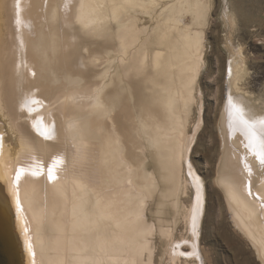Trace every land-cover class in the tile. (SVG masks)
<instances>
[{"label": "bare ground", "instance_id": "6f19581e", "mask_svg": "<svg viewBox=\"0 0 264 264\" xmlns=\"http://www.w3.org/2000/svg\"><path fill=\"white\" fill-rule=\"evenodd\" d=\"M104 1H14L15 6L20 8V21L25 23V28L20 27V44L26 53L24 57L26 63L24 66L23 59L21 62L17 59L12 71L17 77V88L21 87L20 90L27 92L28 101L25 109L31 116L29 125L35 133L31 131L34 140L30 141V147L39 157L43 174H41L42 177L35 179V183L30 188L20 182L21 174L14 184L16 172L13 170L10 154L4 149L0 131V230L4 234L10 262L13 261L11 264H21L22 250L20 247L25 253L23 258L29 257L31 264H144L145 251L147 252L150 246H148V235L146 237L150 227L144 221V200L132 201L131 191L141 192L149 198L159 194L162 198L159 204V214L163 213L166 202L172 201L176 205L180 190L182 152L179 136L182 116L181 111L178 110L177 98L181 89L176 88L180 86L182 93L186 92L189 94L188 98H192L191 94L195 90L194 79L199 73L193 72L197 41L195 43L186 42V39L190 38L188 26L185 29L183 26L182 32H185V35L181 33L179 35L177 32L176 37H173L172 29L169 27L166 33H162V40L159 43L162 47L152 43L153 67L148 69L143 79H138L135 91L133 90V96H136L137 103H140L143 87L147 89L148 99L142 102L145 108L141 115V117L144 115L146 119L134 114L136 122L133 121L135 123L133 124L131 121V124L141 139L146 137L147 147L155 150L154 160L157 170L166 186V189H159V185L147 171L146 161L142 160L138 153V149H142L141 139L133 140L130 134L131 129L126 122L122 127L127 131L126 138L132 143L133 150L128 155H126L127 152L125 153L126 147L117 130V124L120 122L119 116L116 113L112 118L120 95L108 94L103 97L105 83L96 86V91L90 95L82 87L83 78L80 74L83 72H80L78 76L72 74L75 65L73 54H71L73 50L70 49L72 28L75 27L72 25V20L73 22L75 20V23L79 24L83 30L93 25H103V22L109 18L104 10ZM108 1H110L109 5L113 2L116 4L115 1L118 4L121 3V0ZM130 1L133 0H125L123 5H129ZM199 1L194 0L193 7H197L200 4ZM156 3L157 1L153 0L151 5L155 6ZM114 6L117 5H113L116 15L115 9L118 6ZM16 7V12H14L18 14ZM176 21L180 24L184 22V19L179 16ZM28 25L31 27L29 28ZM181 25H177V30H181ZM28 29H31L30 33L27 32ZM178 36L183 37L182 40L178 39ZM163 57L167 60L161 64ZM229 63L227 77L229 81L237 83L242 78L244 70L235 61ZM104 77L107 78V71L101 74V78ZM140 82L144 86H141ZM63 92L65 98L67 95L68 100L78 106L83 105L86 100V103L80 107L86 105L84 109L88 110L89 106L92 111L82 116L67 115L64 118L62 130L59 128L62 122L60 125L55 108L59 107V100L64 98L60 96ZM233 97L229 95L225 109L224 133L222 132L226 140H224V160L221 162V170L216 183L223 190L225 201L237 227L252 242L264 261V171H260L264 167L258 170L255 161L248 159V153H246L247 157L232 153L229 141L232 137V142L238 146H246L247 143L255 144L254 153L264 154L262 150L264 131L261 128L264 119L256 118L257 123L253 124L254 122L243 118L241 114L243 112L236 111L241 105L238 104L239 107L237 105L235 107L231 103L232 101L234 103ZM64 101L67 103L66 100L62 102ZM38 111L39 114H32ZM45 112L50 119L46 126ZM93 115L97 118L91 119ZM103 118L111 119L112 133L102 122ZM96 120L102 121L98 123ZM52 125L56 127L57 132L60 129L63 131L55 141L53 139L57 132L54 128L52 129ZM226 128L231 133V137ZM39 134L45 140L51 139L54 142L46 148L43 146L45 141L40 144L41 147L37 146L35 138L38 136L42 140ZM58 146L62 149V153L56 152L55 148ZM69 148L71 153L68 152ZM63 152L69 156L68 161L62 157V154L65 155ZM63 161H66L67 165ZM90 161L91 163H88ZM186 164L197 193L192 224L196 238L188 243L192 248L190 257L195 258L197 255L200 256L198 252L199 232L196 230L201 223L205 209L206 189L203 180L189 160ZM50 173L54 179H49ZM12 186H15L13 193L9 191ZM11 197L14 199L13 210L7 202ZM2 205L6 210L2 208ZM122 206L125 208L122 209ZM12 214L16 217H12ZM120 217L126 219L129 217L125 220L127 223L124 220L121 221ZM131 218L135 221L139 218L140 220L137 229L135 228V231L130 233V225H134ZM160 232L163 236L168 235V231L163 228ZM176 244L177 248H173L175 258L188 255L182 249L184 245L182 242ZM151 257L149 256V262H151Z\"/></svg>", "mask_w": 264, "mask_h": 264}, {"label": "rangeland", "instance_id": "374dc122", "mask_svg": "<svg viewBox=\"0 0 264 264\" xmlns=\"http://www.w3.org/2000/svg\"><path fill=\"white\" fill-rule=\"evenodd\" d=\"M14 1L0 0V131L4 149L10 154L13 170L16 172L14 184L21 174L20 182L30 188L35 183L36 178L42 177L43 171L41 169L43 167L40 165L37 153L30 147V141H33L34 137L31 133L33 128L29 125L31 124V116L25 109V104L28 101L27 92L20 90L21 87L17 88V77L12 71L17 59L19 62L23 59L24 66L26 63L24 58L26 53L20 44V27L24 26L25 28V23L20 21V8L15 6ZM143 1L145 3H142ZM143 1L133 0L130 1L129 5H123L125 0H121L120 4L115 1L116 4L113 2L109 5L110 1L105 0L103 4L105 5V12L109 15L108 20L103 22V25H93L87 28L88 30L81 29V26L72 20V25L76 29L71 26V28L73 27V34L70 49L73 50L71 54H73L72 57L75 62L72 74L78 76L80 72H83L80 75L83 78L82 87L85 91L93 95L97 89L96 86L105 83L106 88L103 97L108 94L120 95L112 118L116 113L119 116L120 122L117 124V130L123 145L126 147L125 153L127 152L126 155H128L133 150V145L127 140V131L122 125L126 122V125L131 129L130 134H132L133 140H139L140 135L132 126L136 122L134 114L144 120L146 119L143 117L144 115L141 117L145 108L142 102L148 99V94L146 93L147 89L140 82L141 86L144 87L140 103H137L136 96H133V90L135 91L138 79H143L148 69L153 67L152 43L162 47L159 43H161L163 32H167L170 27L173 37H176L178 33L185 35L182 30L186 26L190 28L188 34L190 38L186 39V42L195 43L197 41L193 72L199 73L194 79L195 90L191 94L192 98H188V93H182L180 86L176 88L177 90L181 89L177 98L179 101L178 110L181 111L182 116L179 131L182 151L181 181L176 205L172 201L166 202L163 213L159 214V204L162 201L159 194L149 198L141 192H134V194V190L131 191L132 201L135 199L144 200V221L150 227V233L146 234V237L148 235L150 251H145L144 264H264L252 242L237 227L225 201L223 190L216 183L221 170V162L224 160L223 122L229 95L234 96V103L231 102L234 106L241 105L239 109L243 112L241 113L243 118L254 122L253 124L257 123L256 118L264 119V0H200L197 7H193L194 0H155L157 1L155 6L151 5L153 0ZM113 5L118 6L115 9L116 15L113 11ZM15 7L18 14L15 13ZM191 8H194L193 11ZM179 16L183 17L184 24L177 23L176 20ZM196 17L197 20L195 21ZM177 25H181V30H177ZM100 26L101 28H99ZM28 27L30 28L31 25ZM31 29L26 31L29 32ZM178 37L180 40L183 38ZM70 49L69 51H71ZM166 60L167 58L163 57L161 64H164ZM230 61H235L244 70L242 78L237 83L229 81L228 74H226ZM156 68L158 67L156 66ZM106 71L107 78H101V74ZM19 80L21 82L20 78ZM60 96L64 98L59 100L62 104L59 102V107L55 108V114L57 113L56 117L59 124L62 122L61 127L59 126L62 130L63 121L67 115L82 116L92 111L89 106L87 107L88 110L84 109L86 105L80 107L86 103V100H84L83 105L78 106V104L71 103L67 95L65 98L64 92ZM184 97L187 98L184 99ZM63 100L68 101L65 103V101L62 102ZM32 114H39V111ZM44 116L47 119L46 126L50 119L47 112L44 113ZM94 118L96 119L97 116L93 115L91 119ZM103 120L96 121L98 123L104 122L106 128L112 133L111 119L103 118ZM131 121H134L133 124ZM128 127L127 129H129ZM53 128L54 125H52ZM261 128L264 131V124ZM222 129L223 131H221ZM54 130L57 132L56 127ZM226 130L228 131L227 128ZM62 133L63 131L60 129L53 140L55 141ZM228 134L229 137L232 136L229 131ZM115 135L114 137H116ZM41 139L38 136L35 138V143L39 147L43 141H45L44 148L54 142L51 139L47 141L44 137ZM144 139L140 140L142 149H138V153H140L142 160L146 161L147 171L159 185V189H166L154 160L155 150L147 147L148 144ZM232 139V137L229 139L232 153L236 155L248 153V159L255 161L258 170L264 167L260 163L261 155L253 151L255 144L250 143V146L247 143L246 146H238L232 142ZM58 147L55 148L56 152L62 153V149L59 147V150ZM262 150L264 151V146ZM68 152L71 153L70 148ZM64 154L62 157L68 161L69 156ZM185 158L187 162L189 160L193 165L206 189L205 209L201 223L196 230L200 237H198L200 256H196L199 257L198 259L190 257L192 248L188 245L196 238L195 228L192 224L197 193ZM66 161L63 162L67 165ZM262 169L261 172L264 171V168ZM14 189L15 186H12L9 191L13 193ZM13 200L11 197L7 201L11 210L14 209ZM3 206L2 208L6 210ZM121 208L124 209L125 206ZM11 216L16 217L15 214ZM11 216L9 215V217ZM120 219L121 221L127 220L125 217H120ZM131 219L134 220L131 222L135 226L130 225L133 229H130V233L135 231L140 218L138 221H135L134 218ZM125 223L127 222L125 221ZM130 226L128 227L130 228ZM161 228L168 231V237L161 234ZM15 233L17 234L16 230ZM5 242L4 234L0 230V264H11L13 261L10 262ZM177 242L184 244L182 249L189 256L182 255L178 257L179 259L175 258L173 248H177ZM20 250L23 251H21L22 257H20L22 258L21 264H31L29 257L23 258L25 253L21 247ZM149 256H152L151 262H149Z\"/></svg>", "mask_w": 264, "mask_h": 264}, {"label": "snow or ice", "instance_id": "6c2138e0", "mask_svg": "<svg viewBox=\"0 0 264 264\" xmlns=\"http://www.w3.org/2000/svg\"><path fill=\"white\" fill-rule=\"evenodd\" d=\"M236 111H237V112H241V109L237 108ZM245 123H246V121H245ZM262 123H264V121H262ZM260 163H261L262 165H264V154H261V157H260ZM18 178H19V177H18ZM49 179H54V177L51 175V173H50V175H49Z\"/></svg>", "mask_w": 264, "mask_h": 264}]
</instances>
